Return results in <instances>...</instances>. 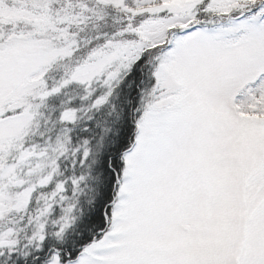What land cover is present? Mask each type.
Segmentation results:
<instances>
[{"label":"rangeland","instance_id":"obj_1","mask_svg":"<svg viewBox=\"0 0 264 264\" xmlns=\"http://www.w3.org/2000/svg\"><path fill=\"white\" fill-rule=\"evenodd\" d=\"M263 18L264 0H0V256L16 244L8 215L45 179L26 144L42 105L76 84L96 107L142 62L155 94L109 230L72 264H264Z\"/></svg>","mask_w":264,"mask_h":264},{"label":"trees","instance_id":"obj_2","mask_svg":"<svg viewBox=\"0 0 264 264\" xmlns=\"http://www.w3.org/2000/svg\"><path fill=\"white\" fill-rule=\"evenodd\" d=\"M111 14L104 18V25L108 22L117 28L110 31L111 37L98 32L96 37L100 35L102 41L107 36L112 39L124 27L120 11ZM155 70V63L150 68L138 62L110 98L96 107L97 97L89 96L88 104L79 103L87 93L79 92L76 84L45 101L33 119L37 132L26 143L36 145V154L45 155V179L35 184L23 219L15 218V213L8 215L12 223L7 226L14 230L16 244L2 251L0 264H49L54 255L61 264H71L91 242L101 240L106 227L103 215L110 218L117 178L121 180L124 172V155L133 147L141 121L139 101L155 94ZM67 111L74 112L70 122L63 121Z\"/></svg>","mask_w":264,"mask_h":264}]
</instances>
